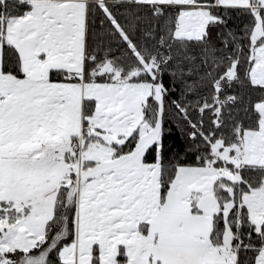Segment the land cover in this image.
I'll use <instances>...</instances> for the list:
<instances>
[{
    "label": "snow or ice",
    "instance_id": "obj_1",
    "mask_svg": "<svg viewBox=\"0 0 264 264\" xmlns=\"http://www.w3.org/2000/svg\"><path fill=\"white\" fill-rule=\"evenodd\" d=\"M0 264H264V0H0Z\"/></svg>",
    "mask_w": 264,
    "mask_h": 264
}]
</instances>
